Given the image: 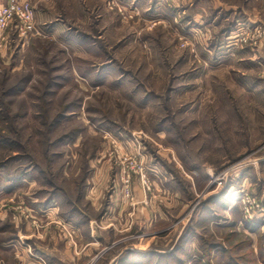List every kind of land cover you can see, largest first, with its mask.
Returning a JSON list of instances; mask_svg holds the SVG:
<instances>
[{"label":"rangeland","instance_id":"rangeland-1","mask_svg":"<svg viewBox=\"0 0 264 264\" xmlns=\"http://www.w3.org/2000/svg\"><path fill=\"white\" fill-rule=\"evenodd\" d=\"M30 2L40 34L0 45V264H264V35L228 40L264 0Z\"/></svg>","mask_w":264,"mask_h":264},{"label":"built area","instance_id":"built-area-1","mask_svg":"<svg viewBox=\"0 0 264 264\" xmlns=\"http://www.w3.org/2000/svg\"><path fill=\"white\" fill-rule=\"evenodd\" d=\"M10 31L16 32L24 39L30 35L40 34L41 31L36 25L35 9L30 0H4L0 2V45L7 39ZM247 31H253L260 36L264 35V28L256 25L233 32L228 36V40H239V37Z\"/></svg>","mask_w":264,"mask_h":264},{"label":"crops","instance_id":"crops-1","mask_svg":"<svg viewBox=\"0 0 264 264\" xmlns=\"http://www.w3.org/2000/svg\"><path fill=\"white\" fill-rule=\"evenodd\" d=\"M4 0H2L1 2H3ZM60 248H62V245L60 246ZM64 249H66V255H67V258H68V253H71L72 254V252L69 250L70 249V247H68V245H67V243H66V246L65 247H63ZM49 251H56L57 252V248H55L54 246H53V248H49Z\"/></svg>","mask_w":264,"mask_h":264},{"label":"trees","instance_id":"trees-1","mask_svg":"<svg viewBox=\"0 0 264 264\" xmlns=\"http://www.w3.org/2000/svg\"><path fill=\"white\" fill-rule=\"evenodd\" d=\"M53 199H54V197L51 198L50 200H48V201L46 202V205H50V203L53 201Z\"/></svg>","mask_w":264,"mask_h":264}]
</instances>
